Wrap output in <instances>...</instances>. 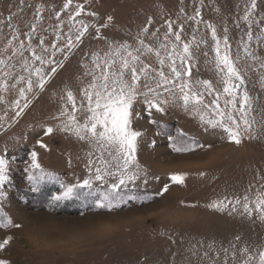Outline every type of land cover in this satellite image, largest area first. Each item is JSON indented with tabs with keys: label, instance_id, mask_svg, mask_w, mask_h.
Segmentation results:
<instances>
[{
	"label": "rangeland",
	"instance_id": "rangeland-1",
	"mask_svg": "<svg viewBox=\"0 0 264 264\" xmlns=\"http://www.w3.org/2000/svg\"><path fill=\"white\" fill-rule=\"evenodd\" d=\"M64 2L0 0V59L9 65L4 71L27 75L22 71L20 56L8 59L11 54L8 41L14 31L27 45L24 34L35 24L31 43L39 53L41 37L46 47L56 42L55 14L60 12L59 23L66 36L74 22L68 19L72 9L63 10ZM76 3L85 5V13L77 21L98 27L108 24L106 28L101 27L102 39H96L95 29L90 27L82 43L45 89L42 92L35 89L34 96L29 94L32 103L20 116H15L18 109L14 102L19 99L16 89L0 93L4 97V103H0V117H3L0 119V157L7 161L9 175L8 182L0 189L5 193L0 211L13 224L22 225L21 228H0V243L12 237L0 249V260L6 264H224L225 261L242 264L245 259L242 249L248 248L253 254L264 250V221L259 214H245L242 205H236V212L209 207L225 198L243 201L247 195L250 201L254 200L255 193L264 184V69L259 63L250 67L245 77V87L251 97L249 118L254 120V138L249 139L245 134L240 145L229 142L222 130L202 125L198 116L179 104L167 105L163 112L152 109L149 114L143 97H139L133 105L131 126L141 133L136 152L141 174L134 184L121 190L124 199L111 211L96 207L100 196L114 182L110 177L104 181L94 178L95 166L100 163L99 151L73 134L61 131L62 118H56L60 117L66 102L61 98L66 90L73 91L78 104L81 101V87L89 82L83 76L82 65L91 67L90 54L97 52L103 56L111 42L135 46V38L148 18L153 20L150 31L159 29L160 40L167 20L173 22L176 30L183 25L182 41H192L193 35L197 41L203 37L206 46L192 45L191 81L194 84L197 80H209L222 91V84L218 83L220 75L214 66V42L206 25L213 24L221 39L226 27L232 53L235 55L240 50L243 56L239 45L247 41L248 26L243 15L250 0H74L73 7ZM257 5L254 21L264 17V0H257ZM37 8L41 10L39 19ZM197 10L201 16L192 19ZM87 12L96 15L88 16ZM196 20L202 22L197 25ZM260 27H264V22L259 26L253 24L250 47L264 59V34ZM257 36L261 37L260 41ZM146 42L156 45L160 41L149 36ZM59 43L62 46L63 39ZM18 44L19 40L13 41V47ZM204 51L209 53L207 57ZM24 59L31 64V52L27 49ZM55 59L59 62L63 57L57 53ZM144 59L153 68L158 67L154 55ZM35 66L39 67L38 62ZM47 70L44 66V71ZM3 79L4 72L0 71V80ZM7 82L15 83L11 77ZM212 99L213 96H205L206 102ZM223 102L222 97V106ZM76 115L83 122L84 113ZM48 127L53 128L51 134H46ZM182 142L192 144L193 150L175 152L174 145L182 146ZM41 143L46 147L41 148ZM33 152L40 169L56 178L42 183L36 192L31 190L28 180L33 172ZM89 160L94 161L91 168ZM172 173H186L184 185L172 184L168 180ZM85 179L91 181L90 188L76 187ZM165 183L169 184V191L159 195ZM67 186L74 187L73 196L54 201L52 198L62 195ZM129 196L134 198L128 199ZM101 224L110 227L101 230Z\"/></svg>",
	"mask_w": 264,
	"mask_h": 264
},
{
	"label": "snow or ice",
	"instance_id": "snow-or-ice-1",
	"mask_svg": "<svg viewBox=\"0 0 264 264\" xmlns=\"http://www.w3.org/2000/svg\"><path fill=\"white\" fill-rule=\"evenodd\" d=\"M23 3V0H21ZM74 0H65L63 10L68 13V19L71 22L66 36L63 34V26L59 23L61 13L55 14L58 23L55 25V43L45 46V40L39 39L40 52L38 53L32 47L33 34L36 32V25H31V31L25 33L27 36V45L19 39V35L13 32L12 39L8 41V48L11 49L9 60L12 57L20 56L23 62L22 71L27 75L13 74L12 71H4L9 65L4 59H0V71L4 72L5 79L0 80V93L7 92L10 89H16L19 99H16L14 106L18 109L15 116L29 107L32 100L29 94L35 95V89L41 92L45 89L49 81L55 76L58 69L64 66V61L69 59L70 54L82 43L83 38L89 33L90 27L95 29L96 39H102L100 36L101 27H108L104 24L100 27L89 25L83 21H77L76 18L85 13V5L76 3L73 7ZM257 0H250L248 7L245 9L243 20L247 23L248 31L247 41H242L235 55L232 53V46L227 35L228 29L224 28L222 39L218 37L216 27L208 23L206 25L211 33V39L214 42L212 51L215 54L214 66L220 75L218 83L222 84V91L217 90L209 80H197L193 84L192 77V45L199 48L201 44L207 45L203 37L197 41L193 35L192 41H182L181 33L184 31L183 25L179 29L174 28L173 22H165V32L163 39L160 40L159 29L150 31L153 20L148 18L146 24L141 27L136 36V45H130L127 42L108 43L107 50L101 56L97 52L91 53V67L87 64L82 65L85 68L83 76L88 78L89 82L82 85L80 95L82 97L79 104L77 97L71 90H66L65 96L61 97L66 102L61 109L60 117L61 131L73 134L78 140L86 141L89 145L99 151V166H95V180L104 181L106 177L114 181L110 184L109 189L105 191L98 201L96 207L108 209L111 211L120 206L124 196L121 190L126 189L128 184H134L140 177V167L136 161V152L138 147V138L141 136L139 131L133 130L132 116L133 105L139 97H143V103L146 110L151 114L152 109L157 112H163L165 106L179 104L185 111H190L193 115L199 117L202 125L211 129H220L227 134L229 142L240 145L242 136L247 134L249 139L253 137L254 120L249 118L251 111V97L245 87V77L250 67L259 63L261 69H264V59L256 54V50L251 48L253 40V24L257 26L264 22L261 20L254 21L253 14L257 8ZM37 18L39 19L40 8H37ZM88 16H95V12H87ZM201 12L196 11L195 16L200 17ZM12 17L8 18L9 24ZM112 17H108L110 23ZM202 20H196L199 25ZM79 24V27H77ZM239 27V25H237ZM73 31L75 35H73ZM261 34H264V27H260ZM160 41L153 45L147 43V38ZM63 39V45L60 41ZM260 41L261 37H256ZM19 40V44L13 47V41ZM49 47L51 52H49ZM31 52V64L29 60L24 59V51ZM60 53L63 57L61 61H56L55 57ZM47 54V55H45ZM154 55L158 67L153 68L150 63L145 61V57ZM208 56L207 51L203 52ZM249 61L252 62L249 65ZM38 62L39 67L35 66ZM44 66L48 67L44 71ZM14 67V65L12 66ZM167 68V72L165 71ZM11 77L15 83L9 85L7 78ZM35 77V80L33 79ZM264 79V77H262ZM213 96L210 102H206L205 96ZM224 98L223 106L220 101ZM23 101V103H21ZM0 103H4V97L0 96ZM70 106V108H69ZM77 112L84 113V120L81 122L77 118ZM3 119V117H0ZM53 132L52 127L46 129V134ZM41 148L46 145L40 144ZM201 148L204 145H200ZM211 147V145H209ZM173 150L178 153H185L193 150V145L182 142V146H175ZM94 165V161L89 160V167ZM31 169L33 172L28 176L33 192L40 190V185L50 179V177L36 162V153H32ZM35 170H39L37 173ZM203 176L204 173H201ZM157 179H159L157 177ZM187 179L186 173H172L168 180L172 184L184 185ZM264 179V177H262ZM9 180L8 163L0 157V189H3ZM147 180H145V183ZM62 187H64L61 181ZM78 188L91 187V181L85 179ZM74 187L67 186L62 195L54 196V201L68 199L74 194ZM169 191V184L165 183L159 195H164ZM5 198V193L0 191V201ZM134 197L129 196L128 199ZM236 205H242L243 212L249 216L259 214L264 221V184L261 185V191L255 193V199H249L245 195L243 201L236 199L235 202L227 198L213 202L209 207L218 211L229 210L236 212ZM15 227L21 228V224H13L3 211H0V228ZM110 225L101 224L99 228L106 230ZM12 237H8L0 243V249L10 243ZM239 239V238H237ZM227 253V250H225ZM241 255L245 257L242 264H264V250L258 254H253L248 248L241 250ZM258 255V260H257ZM235 254L232 259L235 260ZM0 264H6L0 260ZM227 264V261L224 262Z\"/></svg>",
	"mask_w": 264,
	"mask_h": 264
}]
</instances>
